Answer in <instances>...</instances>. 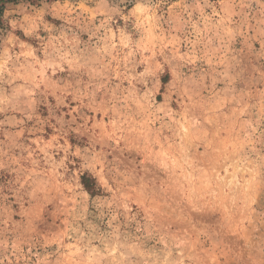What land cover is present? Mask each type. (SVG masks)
I'll return each instance as SVG.
<instances>
[{
	"label": "clouds",
	"instance_id": "obj_1",
	"mask_svg": "<svg viewBox=\"0 0 264 264\" xmlns=\"http://www.w3.org/2000/svg\"><path fill=\"white\" fill-rule=\"evenodd\" d=\"M0 264H264V0H0Z\"/></svg>",
	"mask_w": 264,
	"mask_h": 264
}]
</instances>
